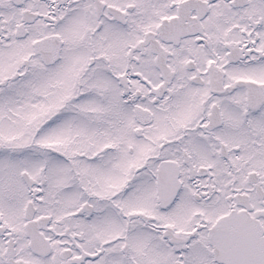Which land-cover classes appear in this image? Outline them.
<instances>
[{"label": "snow or ice", "instance_id": "1", "mask_svg": "<svg viewBox=\"0 0 264 264\" xmlns=\"http://www.w3.org/2000/svg\"><path fill=\"white\" fill-rule=\"evenodd\" d=\"M0 264H264V0H0Z\"/></svg>", "mask_w": 264, "mask_h": 264}]
</instances>
